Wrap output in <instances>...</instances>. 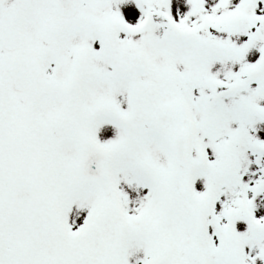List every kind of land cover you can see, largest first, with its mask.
Masks as SVG:
<instances>
[{"label": "snow or ice", "instance_id": "6c2138e0", "mask_svg": "<svg viewBox=\"0 0 264 264\" xmlns=\"http://www.w3.org/2000/svg\"><path fill=\"white\" fill-rule=\"evenodd\" d=\"M0 264H264V0H0Z\"/></svg>", "mask_w": 264, "mask_h": 264}]
</instances>
